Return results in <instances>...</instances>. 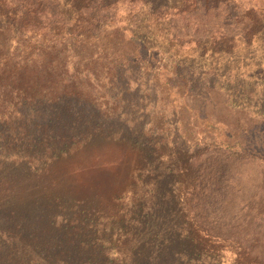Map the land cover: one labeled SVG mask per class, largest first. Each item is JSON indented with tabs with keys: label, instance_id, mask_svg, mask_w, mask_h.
<instances>
[{
	"label": "rangeland",
	"instance_id": "374dc122",
	"mask_svg": "<svg viewBox=\"0 0 264 264\" xmlns=\"http://www.w3.org/2000/svg\"><path fill=\"white\" fill-rule=\"evenodd\" d=\"M30 1L0 0V25L13 21V11H25ZM115 1L45 0L44 5L61 10L70 31L83 7ZM143 2L138 12L128 13L132 6L122 5L106 20L158 53L152 62L161 68L160 83L178 66L193 74L196 91L210 84L228 96L231 107L264 117V17L257 8L249 13L254 24L246 23L242 32L190 41L184 25L170 16L187 0ZM132 67L130 86L125 78L112 90L128 99L119 116L105 115V108L81 109L83 137L69 152L32 149L39 162L28 165L0 160V231L12 239L9 244L7 234H0V264H256L249 257L252 248L264 247L258 236L264 234L258 220L264 211L263 148L215 147L209 138L190 143L176 126L170 100L157 95L152 72ZM56 116L60 124L54 133L72 135L76 117L70 111L60 115L44 106L26 111L28 121L43 125ZM159 118L162 128L156 131L151 123ZM53 216L63 224L54 225Z\"/></svg>",
	"mask_w": 264,
	"mask_h": 264
},
{
	"label": "trees",
	"instance_id": "16d2710c",
	"mask_svg": "<svg viewBox=\"0 0 264 264\" xmlns=\"http://www.w3.org/2000/svg\"><path fill=\"white\" fill-rule=\"evenodd\" d=\"M257 1L254 4V0H187L186 7L172 11L170 16L172 23L184 25L187 35L183 36L190 41L211 37L220 40L242 32L246 23L254 24L250 9L257 8L260 12L255 13L264 17V0ZM44 2L31 0L25 11H13V21L0 25V148L4 154L0 155L4 158L0 160L15 158L18 159L14 162L16 165H28L39 162L32 149L61 155L69 152L78 138L83 137L80 125L85 121L80 113L86 107L91 110L105 108L101 111L105 115L119 116L120 104L127 103L128 99L113 95L112 90L117 92L125 78L130 86L135 74L132 65L137 64L140 71L152 72L157 95L170 100L172 109L178 114L176 126L179 125L187 141L205 144L209 138L206 142L215 147L245 144L248 149L264 150V135L260 137V131H264V117L257 119L247 110L231 107L227 103L228 96L217 92L210 84L204 92L196 91L191 80L193 74L180 71L178 66L170 70L171 75L166 76L168 79L164 83H160L161 68L152 62L158 53L149 51L136 38H128L124 27L114 26L106 20L112 13H119L122 5L132 6L128 13L138 12L143 0H116L104 6L83 7L77 28L70 31L64 29L68 22L61 10L50 3L44 5ZM173 26L179 34L180 27ZM141 74L142 84L144 73ZM37 106L60 115L70 111L76 117L72 135L66 137L54 133L53 127L60 124L58 116L49 119L46 125L28 121L27 109ZM162 123L163 118H159L152 120L151 125L158 131ZM33 127L38 128L36 134ZM260 156L264 157V151ZM2 167L0 162V170ZM55 218H52L54 225L63 224ZM259 219L264 222V211ZM77 228L80 226L73 229ZM7 232L3 230L0 234ZM81 234L74 233L73 236ZM258 236L264 245V234ZM6 237L11 244L10 236L7 234ZM249 259L264 264V247L252 248Z\"/></svg>",
	"mask_w": 264,
	"mask_h": 264
}]
</instances>
